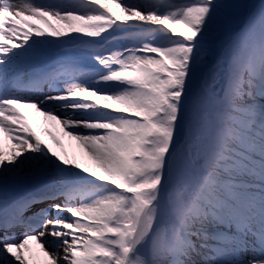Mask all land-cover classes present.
<instances>
[{
  "label": "snow or ice",
  "instance_id": "snow-or-ice-1",
  "mask_svg": "<svg viewBox=\"0 0 264 264\" xmlns=\"http://www.w3.org/2000/svg\"><path fill=\"white\" fill-rule=\"evenodd\" d=\"M0 264H264V0H0Z\"/></svg>",
  "mask_w": 264,
  "mask_h": 264
},
{
  "label": "bare ground",
  "instance_id": "bare-ground-1",
  "mask_svg": "<svg viewBox=\"0 0 264 264\" xmlns=\"http://www.w3.org/2000/svg\"><path fill=\"white\" fill-rule=\"evenodd\" d=\"M21 111L24 112V114L28 117L29 121L33 124V129L37 132V134L41 137V139L46 144H49V141L47 143V135L45 134L44 129L42 127H38L37 126V123H36L37 120H41L42 121L43 118L37 117L36 114L34 113V111L32 109L22 108ZM51 131H53L60 138H63L64 137L62 135V133L59 131V126L58 125H56L55 127H51ZM66 146L67 145H65V147ZM53 147H55V146H53ZM33 247L35 248V245H33ZM36 251L38 252L39 249L37 248ZM40 255L42 257V253Z\"/></svg>",
  "mask_w": 264,
  "mask_h": 264
},
{
  "label": "rangeland",
  "instance_id": "rangeland-1",
  "mask_svg": "<svg viewBox=\"0 0 264 264\" xmlns=\"http://www.w3.org/2000/svg\"><path fill=\"white\" fill-rule=\"evenodd\" d=\"M36 2H40V0H36ZM180 2H184V0H180ZM246 2L248 3H259V0H246ZM62 139V142L67 145L66 148H68V151L70 154H79V150L78 148L76 147V144L74 141H70L68 140V138L66 137H63L61 138ZM49 141V144H52V141L51 139L47 136V143ZM52 146H55V145H52ZM57 151H59V149H56Z\"/></svg>",
  "mask_w": 264,
  "mask_h": 264
}]
</instances>
